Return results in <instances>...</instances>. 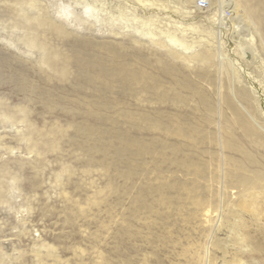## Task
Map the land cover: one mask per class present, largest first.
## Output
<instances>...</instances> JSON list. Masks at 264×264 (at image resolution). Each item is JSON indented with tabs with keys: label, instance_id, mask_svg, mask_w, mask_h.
<instances>
[{
	"label": "bare ground",
	"instance_id": "bare-ground-1",
	"mask_svg": "<svg viewBox=\"0 0 264 264\" xmlns=\"http://www.w3.org/2000/svg\"><path fill=\"white\" fill-rule=\"evenodd\" d=\"M38 1L22 2L34 10L35 15L31 16L19 3L20 10H15L21 19L11 28H20L26 37H22V43L27 53L37 50L42 55L35 63L47 68H37L46 75L45 84L38 88L18 72L15 76L20 80L15 93L24 95L28 102L35 96L34 100L49 110L53 103H62V113L69 118L76 117L73 110L80 113V121H72L73 117L66 126L72 128L74 135L67 133L64 137L83 157L81 171L86 175L94 166L105 172L101 177L106 178L108 186L114 177L123 180L124 184L115 189L120 192L121 201L129 198L130 203H143L148 210L153 194L182 192L185 201L174 202L170 200L173 195L168 196V216L172 205L184 222L200 226L201 238L194 243L187 238L190 248L182 252V264H212L221 211L224 207L235 210L229 199L234 200L241 193H260L264 198V78L254 69L264 67V0H202L205 4H198V10L207 4L217 5L208 23L192 19L194 10L187 6L190 1L194 5L195 0H74L82 5L86 16L80 21L72 16L75 8L70 2L59 0L52 16L46 6L43 16ZM108 5L116 9L115 14L112 9L107 11L108 19L122 23V27L116 26L119 21L116 27L111 25L108 32L116 38L122 36L124 41L99 42L88 37L80 45L72 43L67 48L63 44L65 39L78 36L68 28L70 25L93 27L90 18L106 12ZM137 9L145 18L137 14ZM32 23L37 26L36 33ZM120 29H132L140 37L122 34ZM200 45L202 51L197 52L195 46ZM192 61L201 62L206 68L199 76L210 85L208 90L181 70V66L190 67ZM211 68L216 71V78ZM15 76H10V81L15 82ZM52 76H58L55 79L62 84L51 82ZM50 87H58L60 93ZM72 93L74 97L70 96ZM30 113L25 107L11 106L0 99L3 122L15 128L31 130ZM104 122L109 123L106 129L99 125ZM26 133L18 131L17 137L32 143L27 153L43 154L49 148L58 153L54 141L52 145L50 141L33 143ZM141 134H148L149 139L141 138ZM97 153L99 157L95 156ZM65 168L71 175L72 168ZM163 168L168 173L174 171L167 176L162 174ZM0 171L9 173L5 164ZM137 178L139 185L133 184ZM92 183L93 179L89 184ZM97 187L100 191L95 192L103 195V187ZM133 187L135 192H131ZM98 197L91 198L94 205L100 202ZM187 200L191 208L184 210ZM201 204L210 209L198 215ZM126 208L130 209V205ZM213 208L218 212L211 216ZM131 211L138 209L133 205ZM123 224L121 229L125 230L126 223ZM209 224L211 230L205 236L202 225L207 230ZM162 225L171 240L170 221ZM95 249L97 261L92 264H110V258ZM126 255L122 252V264H127Z\"/></svg>",
	"mask_w": 264,
	"mask_h": 264
},
{
	"label": "rangeland",
	"instance_id": "rangeland-1",
	"mask_svg": "<svg viewBox=\"0 0 264 264\" xmlns=\"http://www.w3.org/2000/svg\"><path fill=\"white\" fill-rule=\"evenodd\" d=\"M24 1L26 0H0V99L8 101L11 106L27 108L31 112L33 121L31 130H20L13 124L3 122V117L0 115V166L5 164L9 170V173L0 171V264H92L97 261L95 248L110 258H108L110 264H122L124 251L128 257L127 260L124 259L127 264H182L185 261L182 252L190 248L187 238H192L193 243L196 238L201 239L200 226L197 223L184 222L178 210L172 205L171 215L168 216L167 207L170 200L185 201L182 199L183 193L177 190L178 192L164 196L153 194L151 209L148 210L143 203H130L127 200L129 198L121 201L120 192L115 190L116 187L124 184L121 178L114 177L108 186L106 178L101 177V173L105 172L96 170L94 166H91L89 175L81 171L83 157L78 155L80 152L77 148L70 146L69 140L64 137L67 133L70 137L74 135L72 128L66 126L75 116L69 118L62 113V103H58L59 105L57 102L53 103V107L49 110L48 106H43L34 100L35 96H32L33 100L28 102L24 99V95L15 93L17 92L15 87L20 80L15 76L16 73L25 74L28 80H32L33 84L40 88L45 84L43 79L46 75L37 68L41 66L42 70H47L39 62L35 63L42 56L37 50H33L32 54L27 53V48L22 43V37H26L23 36L20 28L16 30L11 28L15 26L14 22L18 23L21 19L15 10H20L19 3L28 16L35 15L34 10L28 9L22 3ZM58 1L39 0L38 6L42 7L41 15L44 16L47 6L48 14L52 16ZM63 1L73 4L74 18L79 21L86 19L82 5L74 3V0ZM198 4L203 6L205 1L195 0L194 5L190 1L187 6L194 10L195 17L192 19L198 22L201 20L210 22L208 17L217 10V5L214 3L211 7H207V4L198 10ZM110 9L113 10V14L116 13V9L109 6L106 12H98L96 17L90 18L89 22L94 23L93 27L70 25L68 28L75 31L78 36L65 39L63 44L67 48L72 43L80 45L83 40H88V37L91 41L99 42L124 41L122 36L116 38L108 32L112 30L111 25L115 26L118 21L120 24L116 26L122 27L120 20L108 19L107 11ZM136 12L145 18L141 10L137 9ZM150 13L153 14L154 10ZM32 28L35 29V33L38 31L35 23H32ZM120 31L122 34L130 33L140 37L132 29H120ZM193 36L197 39V34ZM188 39L191 40V37L188 36ZM142 40L146 41L147 37H142ZM230 47L228 45V48ZM202 48V45L195 46L197 52H201ZM44 57L48 58L46 55ZM262 59L264 62V58ZM189 64L190 67L181 66V70L185 74L189 73L191 78L208 90L210 85L199 76V73L205 72L206 68L201 62L192 61ZM260 66L254 69L264 78V67ZM210 70L216 78L214 68ZM46 74L48 75V71ZM10 76H15V82L10 81ZM57 77L52 76L54 79L51 82L62 84V81L55 79ZM50 88L60 93L58 87ZM70 96L74 97L73 93ZM73 113L76 117L72 121H80V113L75 110ZM184 114L187 115V112ZM99 125L105 129L109 127L108 122ZM18 131L28 132L26 135L31 137L33 143L50 141L52 145L54 141L58 153L51 148L42 151L43 154L27 153V147H31L32 143L17 137ZM136 135L138 134H134L137 138ZM140 137L149 139L148 134H141ZM103 140L107 141L106 138ZM95 156L100 155L97 153ZM66 166L72 168L71 175L65 170ZM172 171L174 170L168 173L163 168L162 174L169 176ZM243 175L246 176L244 173ZM92 179L94 183L90 185ZM135 183L139 185L141 181L137 178L133 184ZM98 185L103 187V195L96 193L100 191ZM131 190L135 192V187ZM94 195L99 196L98 200L100 199L95 205L91 202ZM170 195L173 197L169 200ZM229 201L230 206L235 204L233 206L235 210L224 207L221 211L222 219L215 230L212 264H264L262 194L246 196L241 193L239 197ZM186 202L188 204L184 206V210L191 208L189 201ZM215 204H217L216 199ZM129 205L130 209L134 205L138 211L130 212V209L126 208ZM214 207L218 208L216 205ZM158 209L161 210L157 211ZM209 209L205 204H201L197 207V214H204ZM211 210V216L218 212L214 208ZM68 219L71 222L66 221ZM168 221L173 234L171 240L168 238L171 234H166V229L162 227V224ZM123 222L126 223L125 230L121 229ZM211 226L212 224H209L208 229L205 230L202 225L205 236L209 234Z\"/></svg>",
	"mask_w": 264,
	"mask_h": 264
}]
</instances>
